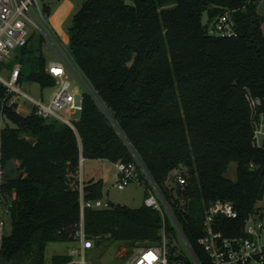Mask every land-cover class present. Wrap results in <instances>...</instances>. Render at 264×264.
<instances>
[{
    "label": "trees",
    "instance_id": "16d2710c",
    "mask_svg": "<svg viewBox=\"0 0 264 264\" xmlns=\"http://www.w3.org/2000/svg\"><path fill=\"white\" fill-rule=\"evenodd\" d=\"M256 6L249 0H85L70 28V56L90 88L82 94L76 130L35 111H6L3 190L14 201L12 233L0 257L47 264L50 243L76 241L82 197H103L102 180H81V158L116 164L138 157L198 260L210 264L198 244L207 205L231 202L238 223L264 208V147L254 144L255 125L264 119V16ZM227 10L238 36H210L207 23ZM33 52L31 40L19 62ZM32 62L28 79L54 88L45 58ZM4 96L0 84V109ZM250 98L260 100L255 109ZM13 162L19 163L14 176ZM233 163L235 181L226 175ZM179 173L186 184L177 182ZM109 203L84 211L95 245L158 243L164 224L172 253L180 249V232L167 213L163 223L145 204ZM69 261L54 256L52 264Z\"/></svg>",
    "mask_w": 264,
    "mask_h": 264
},
{
    "label": "built area",
    "instance_id": "2783aa9c",
    "mask_svg": "<svg viewBox=\"0 0 264 264\" xmlns=\"http://www.w3.org/2000/svg\"><path fill=\"white\" fill-rule=\"evenodd\" d=\"M249 1L264 3V0ZM45 6H41L39 0H0V69L9 71L8 77L0 75V84L5 89L0 109V253L6 237L3 218L12 212L14 201L12 196L10 199L7 198L3 190L6 178V168L3 165V130L9 122L7 109H13L19 113L22 99H24L31 104L38 116L44 119H57L74 130H76L75 122L80 118H76L75 114L80 116L83 111L82 98L78 101L77 93L71 90L72 83L68 77V69L74 72L75 64L70 53L65 49L62 53L58 46L56 48L58 47L57 50L61 54V61L50 62L46 67L49 75L56 80L55 90L50 100L45 103L42 99L34 98L20 88L24 74L21 62L18 60L19 52L31 42L36 32L45 35L52 42L55 38V34L44 18ZM207 33L210 36L224 38L237 37V24L233 12L224 11L216 19L207 23ZM80 81L85 86L84 79ZM250 104L255 109L260 104V100L250 98ZM254 144L264 147V119L255 125ZM83 161L84 159L81 158V163ZM115 165L120 175L116 182L119 190L125 189L131 182L142 184L144 187L145 180L151 184L150 188H145L147 197L144 204L158 211L164 223L165 213L170 216V207L161 191L156 188L141 160L136 157L133 163L119 161ZM176 180L180 185L186 184V176L182 173L178 174ZM109 207L110 203L103 204L101 199L85 201L82 197L81 223L76 235L77 245L68 254L70 261L63 264H92L90 261L92 253L89 252L96 245L86 235L84 211L86 208L107 209ZM238 220L239 213L231 202L213 200L205 208L198 244L210 264H264V208L257 209L242 223H238ZM181 244L182 247L179 245L180 249L172 253L170 240L163 224L161 240L153 244L135 245L124 264H186L185 257H188L193 264H201L196 255L197 261L195 260L182 236Z\"/></svg>",
    "mask_w": 264,
    "mask_h": 264
},
{
    "label": "rangeland",
    "instance_id": "374dc122",
    "mask_svg": "<svg viewBox=\"0 0 264 264\" xmlns=\"http://www.w3.org/2000/svg\"><path fill=\"white\" fill-rule=\"evenodd\" d=\"M84 1L85 0H39L41 6L46 5L49 7V12L45 13L44 18L47 25L55 34V38L52 42L40 32H36V34L33 36L32 47L34 52L28 56H24V58L20 57V59H24L21 62L24 74V78L20 84L22 91L30 94L34 98L42 99L45 103L48 102L50 95L55 89L52 87L41 89L39 84L28 79V76L32 72L33 68L32 60L38 58L41 54L45 58L47 66L50 64V62L61 61V54L57 50L58 47L62 53H64L65 49L71 54L70 28L72 26L74 15L80 9ZM128 2L130 3L131 0H128ZM256 10L260 15L264 16V3H257ZM207 20L208 18L205 14L203 16V22L206 23ZM262 31L264 34V24L262 25ZM56 46L58 47L56 48ZM14 62L20 64L17 61ZM8 73V69H0V75L2 77H8ZM68 77L72 83L71 90L77 93V99L80 101L83 92L90 90V88L87 87V84L83 86L80 79L84 78L76 66L74 68V72L68 69ZM21 103L22 106L19 109V113L23 116L30 115L33 112L31 104L24 99H22ZM75 117L78 118L80 116L79 114H75ZM18 166V162L12 163L10 167V169L13 170L12 176L19 174ZM236 170L237 164H231L226 174L227 177L235 181L237 178ZM82 174V181L91 178L103 181V197L101 198L103 204H106L110 201L114 206L121 205L130 208H139L144 204L146 187H144L142 184L131 182L125 189L119 190L116 186V182L119 180L120 175L116 165L110 161L100 159H88L83 161ZM148 186L150 187L151 184L149 183ZM197 212L198 210H195V213ZM3 220L5 222V235L9 236L12 233V214L10 213L4 216ZM76 245V241L50 243L46 248L45 257L47 264H52V259L54 256H68L70 251ZM180 245L182 247L181 243ZM89 253H92V257L90 258L92 264H124V262L130 256L131 249L127 245L114 243L108 246L96 245L95 248ZM0 264L9 263L4 258L0 257Z\"/></svg>",
    "mask_w": 264,
    "mask_h": 264
},
{
    "label": "water",
    "instance_id": "95a60500",
    "mask_svg": "<svg viewBox=\"0 0 264 264\" xmlns=\"http://www.w3.org/2000/svg\"><path fill=\"white\" fill-rule=\"evenodd\" d=\"M169 213H170L171 219L173 220L175 226L177 227V229L179 230L181 236L183 237L184 242L186 243L187 247L190 249L191 253L193 254V257H194L195 260L197 261V258H196V256H195V253H194V251H193L191 245L189 244L187 238L185 237V235H184V233H183V231H182L180 225H179L178 222L176 221V219H175V217H174V215H173V213H172V211H171L170 208H169Z\"/></svg>",
    "mask_w": 264,
    "mask_h": 264
},
{
    "label": "crops",
    "instance_id": "0c3cea01",
    "mask_svg": "<svg viewBox=\"0 0 264 264\" xmlns=\"http://www.w3.org/2000/svg\"><path fill=\"white\" fill-rule=\"evenodd\" d=\"M52 95V94H51ZM51 95H50V97H51ZM50 97H49V99H48V101L50 100ZM82 174V173H81ZM82 177H83V174H82ZM91 179H94V178H91ZM91 179H88V180H91ZM110 202V201H109Z\"/></svg>",
    "mask_w": 264,
    "mask_h": 264
},
{
    "label": "clouds",
    "instance_id": "9594fccd",
    "mask_svg": "<svg viewBox=\"0 0 264 264\" xmlns=\"http://www.w3.org/2000/svg\"><path fill=\"white\" fill-rule=\"evenodd\" d=\"M73 60V59H72ZM73 63H74V61H73ZM75 64V63H74ZM76 66V65H75Z\"/></svg>",
    "mask_w": 264,
    "mask_h": 264
}]
</instances>
